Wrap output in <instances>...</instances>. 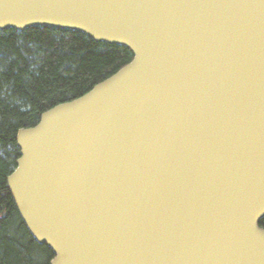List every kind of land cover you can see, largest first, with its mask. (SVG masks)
<instances>
[{"label": "water", "instance_id": "95a60500", "mask_svg": "<svg viewBox=\"0 0 264 264\" xmlns=\"http://www.w3.org/2000/svg\"><path fill=\"white\" fill-rule=\"evenodd\" d=\"M132 62L17 133L7 184L51 264H264V0H0Z\"/></svg>", "mask_w": 264, "mask_h": 264}, {"label": "trees", "instance_id": "16d2710c", "mask_svg": "<svg viewBox=\"0 0 264 264\" xmlns=\"http://www.w3.org/2000/svg\"><path fill=\"white\" fill-rule=\"evenodd\" d=\"M133 58L129 48L96 42L82 32L0 30V264H51L54 258L27 229L7 184L21 155L18 131L85 95ZM259 226L264 229V218Z\"/></svg>", "mask_w": 264, "mask_h": 264}]
</instances>
